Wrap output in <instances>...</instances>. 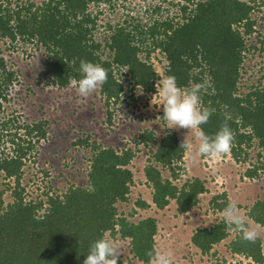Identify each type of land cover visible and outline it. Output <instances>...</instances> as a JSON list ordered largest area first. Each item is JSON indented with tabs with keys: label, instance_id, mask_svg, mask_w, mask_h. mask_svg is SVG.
<instances>
[{
	"label": "trees",
	"instance_id": "trees-1",
	"mask_svg": "<svg viewBox=\"0 0 264 264\" xmlns=\"http://www.w3.org/2000/svg\"><path fill=\"white\" fill-rule=\"evenodd\" d=\"M100 1L116 7L117 0H0V41H7L9 47L30 42L44 49L43 75L61 88L68 86L70 78H80L81 59L102 65L108 69V80L100 92L108 106L133 98L136 87L156 91L160 73L152 54L159 51L166 59L164 75L175 76L178 86L204 85L201 107L215 109L201 125L206 134L219 130L227 112L234 133L233 158L247 160L246 149L258 147V163L251 164L245 175L259 176L264 169V67L256 70L263 72L256 83L242 81L250 70L246 60L258 49L264 53V13L261 20L253 15L256 9L262 12L264 0H180L179 19L154 17L143 23L128 16L116 23L106 22L107 32L98 36L103 11L98 7ZM93 4L98 8L92 9ZM160 11V5L152 9ZM255 33L257 42L250 43ZM123 73L125 80H121ZM17 81L18 70L9 65L0 46V264H83L91 244L104 234L128 239L134 256L149 264L147 253L156 248L158 218L149 215L131 220L118 205L129 199L135 181L130 166L136 155L133 147L103 146L80 138L75 144L86 143L92 149L87 183L70 185L61 194L46 191L42 198L27 199L22 184L24 166L48 137L49 124L46 119L21 122L13 112H6ZM123 81L131 87L129 95ZM181 140L173 130L157 139L153 131L145 129L137 141L156 144L144 168L153 203L164 209L175 200L178 214L193 210L209 190L201 177L177 182L185 169ZM165 170H169L166 176ZM6 180L7 186L1 188ZM7 191L12 199L5 204ZM228 201L226 192L212 198L219 211ZM136 205L150 207L141 198ZM247 216L264 228V198L252 204ZM229 237L227 249L232 255L264 264V231L256 243L244 241L223 217L209 226L196 227L190 241L208 254ZM117 264H123L120 257ZM211 264L231 263L217 258Z\"/></svg>",
	"mask_w": 264,
	"mask_h": 264
},
{
	"label": "rangeland",
	"instance_id": "rangeland-1",
	"mask_svg": "<svg viewBox=\"0 0 264 264\" xmlns=\"http://www.w3.org/2000/svg\"><path fill=\"white\" fill-rule=\"evenodd\" d=\"M257 1L259 3L260 0ZM179 3L180 0H117L116 7H113L106 1H100L98 7L103 11L96 34L103 36L107 32L106 22L116 23L128 16L143 23L151 21L154 17L174 16L179 19ZM156 5L161 6L160 12H152ZM96 7L97 4L92 5V9ZM261 8L262 12L261 9H256L253 14L259 20L264 13V2ZM257 39L255 33L249 42H257ZM257 45L260 46L259 43ZM0 46L9 65L19 73V81L11 89L12 99L6 104V112H13L21 122L46 119L49 124L48 137L40 142L37 154L28 159L24 166L22 184L26 187L27 199L42 198L46 191L61 194L70 185L87 183L92 149L86 143L75 144L78 139L88 138L89 143L96 142L103 146H130L136 152L130 165L135 173V181L129 199L118 204L119 210L131 220L149 215L158 218L156 248L171 252L174 264H211L217 258L227 259L231 264H257L251 259L232 255L228 251L227 243L231 237L216 244L210 253L202 254L192 245L190 236L196 227L209 226L223 217V211L215 209L212 202V198L222 192L227 193L228 200L231 198L236 202L239 210L252 225L258 226L247 216V210L258 198H264V169L260 170L259 176L255 178L245 175L246 169L259 159L258 147L246 149L249 152L247 160L234 159L231 151L213 160L196 151L198 141L194 133H189L188 140L193 144V150L186 152L185 169L180 171L182 175L177 182L182 184L185 179L201 177L206 180L209 190L201 195L199 204L188 213L178 214L175 200L164 209H158L152 202V188L146 181L144 171L151 156V149L155 148L156 144H138L139 135L143 130L149 129L160 139L167 130H173L184 139L188 130L169 129L163 118L162 101L158 93L156 94L157 90L145 92L136 87L132 90L133 98L108 106L100 88L85 98L68 86L61 88L50 83L49 78L43 75L44 49L35 44L19 42L15 47H9L7 41H0ZM250 56L252 57L246 60V64L251 71L249 70L242 81L247 85L256 83L264 72H256L264 67V53L261 49ZM152 62L160 73L157 79L159 80L165 76V56L156 51L152 54ZM121 80H125V73ZM123 82L125 88L128 86L126 92L129 95L131 87L126 81ZM168 174L169 170H165L164 175ZM6 182L7 180L1 188L7 186ZM4 197L6 204L12 199L10 191H7ZM138 198L150 202V207L137 206ZM222 200L223 198L219 199ZM259 228L262 233L264 228ZM109 238L120 248L122 253L119 257L123 264H144L132 253L128 239L121 238L119 234Z\"/></svg>",
	"mask_w": 264,
	"mask_h": 264
},
{
	"label": "clouds",
	"instance_id": "clouds-1",
	"mask_svg": "<svg viewBox=\"0 0 264 264\" xmlns=\"http://www.w3.org/2000/svg\"><path fill=\"white\" fill-rule=\"evenodd\" d=\"M80 73L79 79H69L68 87L74 89L81 97L86 98L95 93L108 80V69L84 59L80 60ZM155 88L156 94L158 93L162 101L163 118L169 129L188 130L187 135L180 142L179 149L185 152L193 150L188 134L194 133L198 141L196 151L202 156L216 160L231 151L234 133L228 124L231 119L229 113H224V122L214 135L206 134L201 128V125L206 124L215 112V109L201 107L200 93L204 88L203 84H190L182 89L178 86L176 77L169 75L157 80ZM223 218L226 225L239 232L244 241L256 243L261 238L260 228L248 221L231 198L223 209ZM121 253L118 245L104 234L91 244L83 264H117ZM147 254L149 264H174L172 253L169 251L154 247ZM262 254H264V246H262Z\"/></svg>",
	"mask_w": 264,
	"mask_h": 264
},
{
	"label": "crops",
	"instance_id": "crops-1",
	"mask_svg": "<svg viewBox=\"0 0 264 264\" xmlns=\"http://www.w3.org/2000/svg\"><path fill=\"white\" fill-rule=\"evenodd\" d=\"M147 202V201H146ZM153 202V201H152ZM148 203H150V202H148Z\"/></svg>",
	"mask_w": 264,
	"mask_h": 264
}]
</instances>
